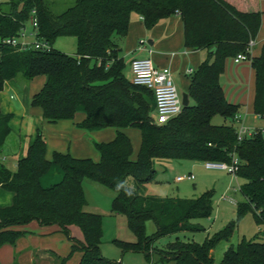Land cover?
I'll list each match as a JSON object with an SVG mask.
<instances>
[{
    "label": "trees",
    "instance_id": "16d2710c",
    "mask_svg": "<svg viewBox=\"0 0 264 264\" xmlns=\"http://www.w3.org/2000/svg\"><path fill=\"white\" fill-rule=\"evenodd\" d=\"M31 11L37 25L35 36L50 49L0 46V91L4 82L17 77L25 81L43 77L42 86L29 100L30 107L40 109L42 120L70 121L80 107L84 118L79 128H113L116 133L111 141L93 145L97 162L56 152L47 161L44 138L37 129L13 172L0 164V189L12 194L11 205L0 208V247L14 245L24 235L16 228L35 222L39 227H58L67 239L68 255L57 258V264H65L74 253H80L78 264H120L101 256V217L84 210L83 180L113 193L109 213L125 217L135 238L131 243L112 241L120 254L140 253L148 258L159 238L204 231L193 221L210 216V191L193 199L143 194L144 185L154 179L155 162L230 164L234 158L238 161L235 177L243 181L238 188L242 202L235 204L234 221L201 244L175 239L159 250L173 264H214L211 251L220 241L229 240L245 214L252 216L256 226L264 224V132L254 130L250 137L236 140L233 121L239 106L225 100L219 84L224 61L245 54L248 41L255 38L259 11L239 12L224 0H74L54 15L45 0H0V40L17 36ZM132 15L141 19L146 30L177 15L183 48L206 53L188 76L187 106L161 126L151 122V92L132 85L124 73L118 43L126 36ZM59 37L75 40L73 56L52 48ZM249 65L254 73L252 113L264 120V45ZM214 116L223 122L212 125ZM10 119L11 115L0 113V152ZM125 128L139 134L134 160H130V141L119 132ZM51 165L60 170L61 177L42 188L39 179ZM126 178L131 179V188L124 186ZM148 221L155 230L146 236ZM72 228L80 232L81 240L71 236ZM219 264H264V243L242 239L222 253Z\"/></svg>",
    "mask_w": 264,
    "mask_h": 264
},
{
    "label": "crops",
    "instance_id": "0c3cea01",
    "mask_svg": "<svg viewBox=\"0 0 264 264\" xmlns=\"http://www.w3.org/2000/svg\"><path fill=\"white\" fill-rule=\"evenodd\" d=\"M224 1L239 12L259 11L258 32L253 39L252 47L248 51L249 59L258 57L261 47L264 45V4L262 0ZM118 45L121 49V56L126 55L127 58L132 56L131 60L148 58L154 67L167 68L170 71L175 88L182 89L184 94L187 90L189 76L186 75V71L192 73L206 57L204 51L183 48L182 27L177 15L159 21L150 30H146L143 27L139 17L132 15L126 36L119 41ZM124 73L126 78H128L129 74L130 79L129 64ZM43 81L44 79L39 80L37 91L42 86ZM219 84L225 100L228 103L239 106L238 123H234L235 129L241 124L249 130L264 131V120L252 113L254 73L250 68L249 61L234 64L231 58L226 59L223 72L219 77ZM23 91L13 79L4 82L0 91V113L2 115H11V119L8 122L9 133L7 136L15 143L12 150H5L2 154L0 152V164L4 168L10 172L14 171L16 161L25 155L26 148L33 141L37 129L40 130L44 138V158L47 161L51 160L53 152L69 154L77 159L89 158L93 162L98 161V154L94 150L93 145L111 141L115 136V129L84 130L79 128V124L84 118L80 107L76 109L74 117L70 121L47 123L42 120L40 109L29 106V100L36 91L26 97ZM75 115L77 116L75 117ZM150 115H153L152 111ZM119 132L124 134L130 141L132 148L130 160H134L139 147L138 132L130 128L121 129ZM181 163L183 161L173 163L156 162L157 168H154L155 164L153 165L154 179L144 185L143 194L154 196L150 195L147 188L150 185H158L162 188L161 185L166 184L164 177L166 167L170 169L173 166H180ZM185 163L191 165L200 164L187 161ZM157 174L159 175L155 179ZM60 177V170L56 166L51 165L48 171L40 177L39 185L42 188L49 187L58 182ZM124 186L127 188L132 187L130 178L124 180ZM82 192L84 193V191ZM11 201L12 194L0 189V208L10 206ZM84 201L85 207H88L85 196ZM53 228L51 230L49 226L39 227L35 222L17 227L16 229L23 231L24 235L17 239L14 245H3L0 247V264H41L43 261L49 264H57V258H64V255H56L48 247V242L45 241L48 237L61 233L58 227L53 226ZM72 256H75L78 264L80 253H74L69 258Z\"/></svg>",
    "mask_w": 264,
    "mask_h": 264
},
{
    "label": "rangeland",
    "instance_id": "374dc122",
    "mask_svg": "<svg viewBox=\"0 0 264 264\" xmlns=\"http://www.w3.org/2000/svg\"><path fill=\"white\" fill-rule=\"evenodd\" d=\"M73 1L74 0H45V3L49 11L56 15L70 7ZM28 29L27 27L26 30ZM26 40L30 42L31 38L28 37ZM52 48L68 56H73L75 53V40L71 37L56 38L52 43ZM122 56L125 69L127 70L129 61L133 57L129 56L127 58L126 55ZM41 79L44 78L36 77L30 81H25L17 77L13 80L17 86L24 90L23 92L26 97L34 91L37 92V85H39V80ZM176 91L179 96L184 93L182 89L180 90L179 88H176ZM76 116L77 115H75V117ZM222 122L223 120L219 116H214L211 120L212 125H219ZM14 146V141L7 136L4 146L1 148V154L4 153L5 150H12ZM168 162L173 163L175 161ZM185 162L186 161H183L180 166H173L170 169L166 167V173L164 174L166 184L164 183V185H161L164 189L160 188L158 185H150L147 188L148 192L150 195L161 198L193 199L205 191H210L211 214L206 219L193 221L194 224L200 225L204 231L176 233L157 239L152 245L155 251L150 253L148 258H145L140 253L120 254L112 241L119 240L131 243L135 242V238L127 229L125 217L121 215H110L109 213L108 205L113 198V193L94 182L87 180L82 181L81 188L82 191H84L83 196H85V200L89 205L88 207H84V210L101 217L102 238L99 249L102 257L110 261L120 262V264H173L172 261L167 260L159 252V250L163 249L165 244L175 239L182 242L201 244L207 237L212 236L214 233L221 230L227 223L235 220V204L242 202V198L238 193V188L243 181L223 171H206L201 163L191 165ZM154 168H157L156 164ZM188 173L193 177V181L175 182V178L185 176ZM158 175L159 174H157L155 179ZM222 196L226 198L221 199ZM49 227L52 230L53 226ZM154 230V225L151 222L148 221L145 223L144 233L146 236L151 235ZM70 234L74 239L81 240V234L77 229L72 228ZM242 239L245 241L256 240L264 243V224L256 226L252 216L250 214H245L237 222L229 240L226 242L220 241L211 251L210 254L214 264H219L222 253L229 247L234 248ZM45 241L48 242V247H50V250L56 255H64V258L68 255L69 243L62 233H56L45 239ZM41 264L49 263L43 261ZM66 264H77L75 256L69 258Z\"/></svg>",
    "mask_w": 264,
    "mask_h": 264
},
{
    "label": "built area",
    "instance_id": "2783aa9c",
    "mask_svg": "<svg viewBox=\"0 0 264 264\" xmlns=\"http://www.w3.org/2000/svg\"><path fill=\"white\" fill-rule=\"evenodd\" d=\"M29 28L26 30V28ZM36 20L33 11L30 12L28 19L20 27L17 36L0 40L1 47H9L16 50L34 49L39 51H48L50 46L42 40L36 38ZM31 38L28 42L26 38ZM253 45V40H249L246 46L245 54H238L232 61L234 64L247 62L249 58L246 54ZM130 81L132 85L143 87L149 90L153 97V115L151 122L156 126L164 125L181 111V98L172 82L170 71L167 68H156L148 58L133 59L129 63ZM186 75H190L186 71ZM234 123H238V115L234 118ZM254 130H249L243 125H239L236 129V140L241 141L250 137ZM264 132V131H261ZM238 161L231 159L230 164L224 163H202L206 170L223 171L233 177L237 171ZM193 177L189 175L179 176L175 178L176 182L192 181ZM222 196L221 199H225Z\"/></svg>",
    "mask_w": 264,
    "mask_h": 264
},
{
    "label": "water",
    "instance_id": "95a60500",
    "mask_svg": "<svg viewBox=\"0 0 264 264\" xmlns=\"http://www.w3.org/2000/svg\"><path fill=\"white\" fill-rule=\"evenodd\" d=\"M180 98H181V105H182V107L187 106V104H188V97H187V95L183 93V94L180 95Z\"/></svg>",
    "mask_w": 264,
    "mask_h": 264
}]
</instances>
